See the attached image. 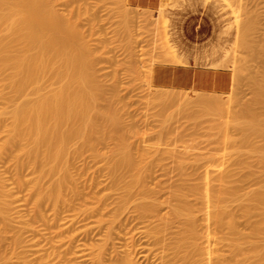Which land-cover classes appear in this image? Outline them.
<instances>
[{
  "label": "rangeland",
  "instance_id": "rangeland-1",
  "mask_svg": "<svg viewBox=\"0 0 264 264\" xmlns=\"http://www.w3.org/2000/svg\"><path fill=\"white\" fill-rule=\"evenodd\" d=\"M52 5L62 16L68 29L72 30L75 36H79L75 37L77 43L86 46L94 84L103 93L100 107L104 110L108 108L105 111L110 114L113 111L119 122L116 126V122L101 120L100 125H104L105 122L115 125L116 132H112L111 136L107 134L108 130L112 129L107 128L108 123L107 127L105 124L104 130L107 131L105 132L107 136L103 141L101 140L102 142H97L98 144L94 147L81 146L82 140L72 141L68 153L73 155H70L72 158L67 162V168L64 166L69 179L67 178V184L65 183L61 192L63 200L57 204L46 200L38 206L34 191L38 172L26 162L22 164L24 166H17L18 161L13 152L15 151L14 153L23 158L17 146L0 154V201L4 203L3 215L0 216V264H112L121 257L130 258L134 264H184L187 259L181 258L183 251L180 250L182 252L178 256L179 253L176 252L181 248L178 250L174 248L175 240L181 234L178 231L181 229L179 220L166 223L167 225L163 226L165 229L163 228L159 234L162 240L160 243L155 241L158 236L155 228L161 222L158 216L168 215L172 205L170 199L173 202L171 189H174V186L180 187L182 181L189 176L190 181L187 180V185L193 182L195 186L200 182L201 185H199L201 187L203 185L204 188L203 182L206 181V175L210 180L217 179L214 183L211 181L212 188H217L222 170L225 172L227 168L234 173L242 168L243 172H235L239 177L249 168L253 170L255 166L246 167V171L243 167L237 168L239 154L242 156V152L240 150L241 153L238 154L239 149L235 147L234 142L236 140L237 143H241L240 138L238 140L242 130L240 127L246 119L242 116V106L253 100L255 84L264 78V51L261 49L264 43V0H162L157 8L134 6L127 0H54ZM251 44L253 46L256 44L258 52ZM226 60L229 62L225 63ZM189 62L228 68L233 74L231 90L227 93L199 92L160 87L151 82L155 65ZM4 74L6 75L5 72ZM4 74H0V113L2 115L0 146L9 134L8 126L13 109L19 102L35 99L38 96L33 93L32 87H28L22 94L14 95L13 91L11 93L12 88L9 82L3 80V76L6 79ZM251 75L252 79L249 77ZM49 78L41 83L40 93H51L62 84L53 76ZM249 85H252L253 89ZM167 90L180 96L183 93L184 99L181 97L180 100L179 98L164 100L157 99L154 95L155 92ZM195 92L196 94L203 92V94L227 101L220 105V109L215 106L216 110L207 112L203 104L193 102ZM179 95L177 97H180ZM186 95L188 98L191 95L193 99L190 98L191 100L188 101ZM238 111L242 117L239 116ZM236 113L238 119H243L236 121L234 118L237 123L239 121L242 123L237 125L234 121L233 126L231 121L232 117H236ZM216 119L220 121L216 122ZM224 122L229 124L231 122L232 125L225 124L226 131L222 128ZM210 123L212 131L208 129ZM236 125L239 126L238 129ZM219 128H222V133ZM162 130L164 132H161ZM219 132L224 135V138ZM227 133L234 137V142H232V136V141H229L230 136ZM216 135H219L217 136L219 142L214 138ZM121 136L124 138L122 139ZM119 138L124 141L126 139L128 152L131 151V156L139 162V165L141 164V168L126 173L127 176L122 175L124 179H117L109 167L110 157ZM205 144L206 146H203ZM230 145L234 146V149ZM78 146L80 148L77 151ZM236 149L237 154L235 151L232 153ZM184 152L188 157V159L184 158L185 161L187 159V163L180 157L186 156L182 155ZM176 154L179 159L175 157ZM153 157L155 159H152ZM175 158L178 159H176L177 163L174 161ZM180 161H183L182 166L179 165ZM183 163L186 165L183 166ZM197 166L198 171L192 169L193 167L196 169ZM64 168L58 169L57 173L47 174L48 176L46 175L47 177L45 176L46 178H43L40 184L37 183L36 187L39 188L40 185L43 191L48 187L51 188L52 183L65 174ZM254 169L260 168L255 166ZM138 170L142 175L143 183L135 185L131 194L126 196L124 180L130 179L132 176L130 174L135 175ZM188 173L191 174L188 175ZM236 176L233 177L236 180L234 183L241 186L244 192L256 186L253 180L239 181ZM198 177L200 180H197ZM182 186L181 188H184ZM146 191L147 196L143 194ZM204 191L205 188L202 192ZM199 195L190 194L189 198L192 200L189 201L192 209L195 210L192 213L195 212V222L200 218L197 220L200 228L197 224L195 225L198 230L202 228V232L200 230L202 236L198 232L203 238L199 236L196 242L198 241L199 244L200 238V246L205 250L203 249L200 256L195 257L198 261L190 258V261L193 260L191 263L238 264L242 261L244 264H253L256 256H252L253 259H251L250 255H253L251 252H247L246 255L237 248L233 249L234 235L228 233L227 222H223L225 219L218 222L217 225L220 226L217 227L218 229L212 219L209 221L208 215L214 208L212 205L209 206L203 194L198 200ZM240 202L235 199L229 200L227 202L229 205L225 206L227 209L230 206V211L236 212ZM142 203L158 204V210L155 211L158 215L155 214V217L153 212L149 217L140 216L139 204ZM203 204H205L204 207ZM237 217L241 231L249 232V225L247 226L241 213ZM231 219L232 226L233 218ZM220 228L225 230L221 231ZM235 255L240 259L235 258ZM187 261L189 264V259Z\"/></svg>",
  "mask_w": 264,
  "mask_h": 264
},
{
  "label": "bare ground",
  "instance_id": "bare-ground-1",
  "mask_svg": "<svg viewBox=\"0 0 264 264\" xmlns=\"http://www.w3.org/2000/svg\"><path fill=\"white\" fill-rule=\"evenodd\" d=\"M53 3H54V0H0V74L1 73L4 74V72L6 73V75L4 74L6 79H4V76H3V80L5 82L6 80L9 82L8 84L12 88L11 93L13 91L14 95L24 93L28 87L29 88L32 87L33 93L38 94V96L35 99L25 100V101H22L21 103L19 102V104H17V106L11 112V122L9 123V126H8L9 134L7 138L5 139V141L3 142V144L0 146V152H1L0 154H2V152L4 151L6 152L8 149H12L13 146H17V148H19V150L23 154V158H22L19 154L14 153L15 151L13 152V155L15 154L14 157L18 161L17 166H20V165L24 166L22 164H24L25 162L28 164H31L36 170V172H38L37 173L38 181L36 182V184L37 183L40 184L39 182L43 178H46L48 176L47 174L49 173L53 174L54 172L57 173L58 169L60 170V168H64V166L67 165V162L72 158V157L70 158L71 154L68 153L69 148L71 149L72 141L74 142L75 140H82L81 146L86 145V146L94 147V145L96 146L98 144L97 142H102L103 139L106 138L105 136H107V134L111 136L112 132L115 133L116 132V128H114L115 125L113 126V124L111 123L116 122L115 124L117 126L119 122L117 117L114 115L113 111L111 112L112 114H110L108 113V111H105V110H108V108H105L104 110L100 107L103 93H101L102 91L100 90V88L94 84L95 82L93 81V75L90 71L91 63H90V58H89V52L86 49L85 45L82 44L81 46L80 43H77V40L75 37H77L78 35L75 36V34L71 32L72 30L68 29L62 16H60L57 10L54 9V5H52ZM135 13L137 14L138 12H135ZM244 33H245V30H244ZM255 45L254 46L252 45V47H255L258 52L259 49ZM262 46L263 47L261 49L264 51V43ZM261 49L260 51H262ZM170 60H172V58H170ZM227 62L229 61L226 60L225 63ZM252 75L249 76L251 77V79L253 78ZM51 76H53V78L60 80L61 81L60 83L62 84L51 93H48V94L40 93V90L42 88L41 83L42 82L44 83V81H46L47 78L49 77H50L49 79H51ZM260 77H263V76H260ZM259 81L260 82H256L255 84V90H254L255 94L253 95L254 98L252 97L253 100L249 102L248 104H244V106H242V109H241L242 110L241 112L243 113L242 116L246 118L244 119L243 125H241L242 121L241 123L240 121L238 123L236 122L238 120L243 119V118L238 119L237 113L235 115L236 117H232L233 120L232 121L230 120L232 122V125L235 120L236 121L234 124L239 125L240 123L241 125L240 128L242 130H241V133L239 134L240 137H238V140L240 138L242 145L240 142H239L240 143L239 145V143H237L238 141L236 142L234 137L232 135H229L230 133H227V134L230 136V139L228 137L229 141L230 140L232 141L231 136L233 137L232 142H234L235 140L234 142L235 147L239 149L238 154L242 152L241 153L242 156H240L239 154L240 158H238L239 161L237 162L238 163L237 168L243 167L244 171H246L247 168L255 165L256 167H259L260 169L258 170L256 169L257 170L256 171L254 169L255 166H253V170H250L249 168L247 172L241 174L238 177L236 176L237 175L236 173L241 171L242 168L241 169L239 168L240 170H238L237 172L234 171V173L236 172L235 174L231 171H228L226 168L225 172H222L223 170L221 171V174H222V175L220 174L221 177L220 175L217 177L218 179L220 177V181H219L220 185L217 182V185L219 186V187L217 186V188H212L213 185H211L212 182L214 183V181L217 179L210 180L209 176L206 175L205 177L206 181L203 182V184L205 183L204 192H202L204 188H203V185L202 187L200 186L201 185L200 182H199L200 185L196 183V185L194 186L195 183L193 184V182H190V185H187L188 181H190L189 180L190 176L189 177L186 176L188 178L182 181L183 182L182 185L184 186V188H181L182 186L181 183H180L181 185L180 187L177 186L176 188V186H174V189L170 188L172 190L171 196L173 198V202L169 198L170 203H172L170 207V211L168 212L169 216L168 215L166 216L161 215V217L158 216L161 222H159V225L156 226L155 228V232L156 234H158L157 239H155V241L157 240L156 242L160 243V241L162 240V236L160 237L159 234H161V232L163 231V228L165 227V225H167L166 223H171L172 220L174 221L179 220L181 229L178 228L179 229L178 231L181 234H179L178 236L179 238L176 237L178 239V240L176 239L177 241L172 236V239H174L176 242L174 248H177L176 250L181 248L176 253L177 254L179 253L178 256H180L181 252L183 251L181 258H186L187 260L189 259V262H190L189 264H193L191 263L193 262V260L191 259L190 261V258H195L197 256H200L204 249V247L202 248L200 246V238H203L201 237L202 228L198 230V228H200L199 227L200 225H198L197 220L200 218H198L195 222V219H196L194 217L195 212L194 214H192L194 209H192V204L190 202L192 200L189 198L190 194H197V195L200 194L201 196L203 194V196H205L206 200L209 202L208 203L209 206L212 205L214 210L211 214L208 215V219L209 221L212 219L213 222L216 223V229H218L217 227H220L219 225H217L218 222L220 223L221 221L225 219L223 222L225 221L227 222L226 228L229 229L228 233H232L234 235L233 241L235 240L234 241L235 245H233V249L237 248L242 253L244 254L246 253V255H247V252H251L253 254V255H250L251 259H253L252 256H256V259L254 260L253 264H264V78H261V80ZM250 84L252 83L250 82ZM251 86L250 88L253 89ZM154 95L155 97H157V99L160 98L164 100L166 99L174 100L176 98H179L180 100L181 97L184 99L183 93H181V96L178 94L180 97H177L178 95L168 90L155 92ZM186 96H185V99H186ZM190 98L193 99L191 95L189 98L187 96L188 101ZM12 99L14 98L12 97ZM226 101H223V99L219 97H214V96L203 94V92L201 94H196V96L193 99L194 103L203 104L207 112L214 110V109L216 110L215 106L220 109V105L224 104ZM196 113H198V111ZM238 113H239V116H241L240 111H238ZM218 114H219V111H218ZM1 117L2 115L0 113V121L2 119ZM234 118L236 119L234 120ZM101 120L110 121L111 123L107 122L109 126L107 125L106 122L103 124L104 125L106 124L105 127L108 126L107 127L108 129L110 127L112 130L114 128V130L110 131V129L109 130L107 129L109 133L105 131L104 125H100ZM213 120L215 121V119ZM218 121L216 119V122ZM211 122L213 121L211 120ZM231 122L230 124L229 122H224V126H222V128H225V131H226L225 124L228 123V126H232ZM221 123H223V121H221ZM237 125H236V128L238 129L239 126ZM214 126L217 127L218 125L214 124ZM222 128L221 129L219 128L221 133H222L221 131ZM208 129H211V123H210V128ZM165 131L167 130L165 129ZM105 132H107V134ZM161 132H164V131L162 130ZM214 132L215 131H213V133ZM117 133H120V132H117ZM220 135L224 138V135L222 134ZM124 136L123 137L121 136L122 139L124 138ZM217 136L219 137V135H216L214 138L217 139ZM223 138H222V141H223ZM218 139L217 141L219 142ZM121 140L119 138V140L115 144V147L113 149V155L110 157V165H109L110 170H112V173H114L117 179L119 178L124 179L123 177L128 175V174L126 175V173H130L131 171L137 168L139 169L141 165V164L139 165V162L134 157L131 156V151L130 153L128 152V149H127L128 144L126 143V139L125 141L124 140L121 141ZM214 142H216V140H214ZM203 146H206V144ZM230 147H233L234 149V146L230 145ZM241 147L243 148V150ZM79 148L80 146L77 147V151L79 150ZM217 149H218V146H217ZM234 151H235V154H237L236 152L238 150L237 149L233 150L232 153H234ZM72 152L73 151H71V153ZM185 153L186 152H184V154L182 155H186ZM230 153L231 152H229V154ZM159 157H161L160 154H159ZM175 157H178L177 154ZM180 157L181 159L182 158L184 159L185 157L188 159L187 155L180 156ZM164 158H165V155L163 156V159ZM152 159H155V158L153 157ZM176 159L177 158L174 159L175 163H177ZM183 161L186 162L185 159ZM183 161H180V163L178 162L179 165ZM186 163L185 164L183 163V166L186 165ZM225 164H226V161H225ZM234 167L236 166L234 165ZM146 169H147V165H146ZM192 169L197 170V171L199 170L198 166L196 169H194V167ZM64 170L63 171L65 172V174L63 172L64 175L62 174L63 176L61 178H58L57 180H55L52 183L51 188L48 187V189L46 190L44 189L43 191L40 185H39V188H37L35 184L34 191L36 193V200H37L36 203L38 204V206L43 201H46V200H51L56 204L57 202L63 200V197L61 198L62 196L61 192L64 189L63 186L65 187V185L67 184V181H68L67 178L69 177V174H67V171L65 168ZM137 172L138 173L135 175L130 174L132 175L130 179L124 180V186H125L124 194L126 196L131 194L135 185H140L143 183V178L140 173V170H138ZM241 172H243V170ZM191 173H188V175H190ZM197 174L196 176H198ZM202 175H203V172H202ZM192 176H195V175L192 174ZM234 176H236V179L238 177L239 179L237 180L239 181L253 180L256 186L244 192L242 190L243 188L241 189V186H238V184L235 185L234 182L236 180L235 178H233ZM199 177L197 178V180H200ZM191 184L193 185L191 186ZM188 186H190V188H187ZM214 187H215V184H214ZM143 194L144 195L146 194L147 196V191L144 192ZM200 195L197 196L198 200H200L199 199L201 197ZM233 199L237 201H241L240 203H238L239 208H237L236 212L235 210L233 211V209H232L233 212H231L229 209L230 206L228 207L229 211L227 209V206L229 205V204L227 205V202ZM3 204L4 203L0 201V216L3 215V209H4ZM204 205L205 204H203V207ZM157 207H158V204H155V203L139 204L140 216L143 215L142 217L144 216L149 217L153 212L158 210ZM239 211L241 215L244 217L243 219L246 221L247 226L249 225L248 226V228H250L249 232L248 231L243 232L238 227L239 220H238L237 215L240 216ZM204 212L206 213V211ZM153 214L154 216L155 214L158 215V212H155ZM229 215L230 216L233 215L231 217L233 218L232 226H231L232 219L230 218ZM227 216L229 217L226 218ZM202 219L203 221L205 220L204 215ZM214 223L212 226L213 229L215 228ZM195 224H197L198 228L196 227ZM200 224L203 225V223H200ZM228 225H229V228H228ZM230 228H231V231H230ZM206 229H207V226H206ZM223 230L225 229H221V231ZM198 231L200 232L201 236ZM232 234L231 236H233ZM199 236L200 238H199V244H198V241L196 242V239ZM203 236H205V233ZM228 239H231V237H229ZM174 240H172L173 243H174ZM173 245L174 244H172V246ZM180 250L182 251L180 252ZM176 253H175V256H177ZM234 257L240 259V257L239 256L237 257V255H235ZM121 258L116 259V261L113 262L112 264H134L130 258L127 259L128 257L127 258L121 257ZM187 260L186 262L188 264ZM195 261H198V259L196 260L195 258ZM186 262L184 264H186ZM239 263L241 264L243 262L240 261L238 262V264Z\"/></svg>",
  "mask_w": 264,
  "mask_h": 264
},
{
  "label": "crops",
  "instance_id": "crops-1",
  "mask_svg": "<svg viewBox=\"0 0 264 264\" xmlns=\"http://www.w3.org/2000/svg\"><path fill=\"white\" fill-rule=\"evenodd\" d=\"M139 7L157 8L162 0H127ZM151 82L160 87L227 93L233 85V74L228 68L213 67L192 62L162 63L153 67Z\"/></svg>",
  "mask_w": 264,
  "mask_h": 264
}]
</instances>
